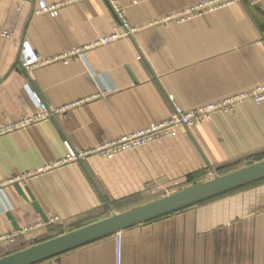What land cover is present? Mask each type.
I'll return each mask as SVG.
<instances>
[{
    "label": "crops",
    "instance_id": "0c3cea01",
    "mask_svg": "<svg viewBox=\"0 0 264 264\" xmlns=\"http://www.w3.org/2000/svg\"><path fill=\"white\" fill-rule=\"evenodd\" d=\"M40 1L65 0H0V30L10 32L0 34V127L36 114L33 92L67 110L0 137V234L45 224L0 243V259L264 161L263 101L141 148L58 165L66 143L84 153L170 119L174 103L192 110L264 86V0L169 27L150 24L203 0H117L138 32L27 74L33 55L124 35L107 0L55 18L36 14ZM119 234L120 264H264V179ZM37 264H117L116 234Z\"/></svg>",
    "mask_w": 264,
    "mask_h": 264
},
{
    "label": "built area",
    "instance_id": "2783aa9c",
    "mask_svg": "<svg viewBox=\"0 0 264 264\" xmlns=\"http://www.w3.org/2000/svg\"><path fill=\"white\" fill-rule=\"evenodd\" d=\"M83 1L84 0H65L63 2L54 4H48L45 1H40L39 8L37 9L36 14H48L51 17L55 18L60 15L62 9H64L65 7L81 3ZM107 1L109 2L113 13L119 19L122 25L124 29V35H107L93 44L72 49L49 60H43L33 55L31 58L23 62L25 72L29 74L34 69L47 65L54 61H61L66 64L71 58L81 57L92 48L108 46L110 44L118 42L123 37L132 36L140 30L139 27L132 25L128 21L123 8L118 4L117 0ZM236 1L237 0H203L195 5L183 9L180 12L172 13L160 20H156L152 22L150 26L160 25L164 27H169L171 23H186L204 15L214 13L222 8L230 7L234 5ZM0 34L6 37H10V32L6 30H0ZM32 99L35 102L37 108L36 114L33 117L22 121L21 123L0 127V137L18 131L20 129H26L29 126L38 124L42 121H49L50 119H53L54 117L62 114L64 111L67 110L64 108L50 109L42 99L41 95L37 92L32 93ZM263 101L264 86L260 85L253 89L251 93H240L231 97L224 98L215 103L201 106L192 110H184L174 103L175 116H172L170 119L134 132L124 133L122 136L115 139L106 140L103 143H100L94 149L86 151L84 153H76L70 147V145L66 143V147L68 149L67 156L64 161L58 163V165H64L67 162L76 163L77 160H81L88 156L99 155L103 157H108L131 149L141 148L159 139L163 135L170 134L173 128L182 127L185 129H190L193 127H197L211 120L214 116L218 114H230L235 112L237 110V107H239L242 103L253 102L256 105H261ZM81 104L83 103H79L77 106ZM44 170L45 169H41L40 173H42ZM22 179V177L18 176L13 180L16 181ZM56 221H58L57 218L50 219L47 224H52ZM44 225L45 224L43 222H40L32 227L25 228L23 230L14 231L13 233L9 234H0V243L13 244L19 237L28 234L32 231H35L39 228H42ZM116 241L117 264H120L121 235L119 234V232L116 234Z\"/></svg>",
    "mask_w": 264,
    "mask_h": 264
},
{
    "label": "water",
    "instance_id": "95a60500",
    "mask_svg": "<svg viewBox=\"0 0 264 264\" xmlns=\"http://www.w3.org/2000/svg\"><path fill=\"white\" fill-rule=\"evenodd\" d=\"M262 179L264 161L2 258L0 264H37Z\"/></svg>",
    "mask_w": 264,
    "mask_h": 264
}]
</instances>
